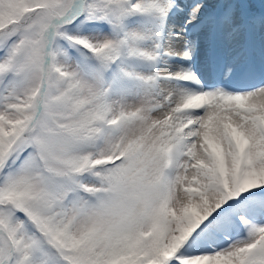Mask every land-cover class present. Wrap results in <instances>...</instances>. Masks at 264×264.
Masks as SVG:
<instances>
[{
    "label": "snow or ice",
    "instance_id": "1",
    "mask_svg": "<svg viewBox=\"0 0 264 264\" xmlns=\"http://www.w3.org/2000/svg\"><path fill=\"white\" fill-rule=\"evenodd\" d=\"M0 264H264V0H0Z\"/></svg>",
    "mask_w": 264,
    "mask_h": 264
}]
</instances>
